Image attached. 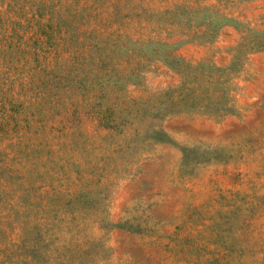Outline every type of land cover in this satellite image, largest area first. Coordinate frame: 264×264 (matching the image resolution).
I'll return each mask as SVG.
<instances>
[{
  "label": "rangeland",
  "instance_id": "obj_1",
  "mask_svg": "<svg viewBox=\"0 0 264 264\" xmlns=\"http://www.w3.org/2000/svg\"><path fill=\"white\" fill-rule=\"evenodd\" d=\"M29 251L264 264V0H0V264Z\"/></svg>",
  "mask_w": 264,
  "mask_h": 264
},
{
  "label": "trees",
  "instance_id": "obj_2",
  "mask_svg": "<svg viewBox=\"0 0 264 264\" xmlns=\"http://www.w3.org/2000/svg\"><path fill=\"white\" fill-rule=\"evenodd\" d=\"M25 255L27 258V261H25V264H34L38 259L36 252H33V251L26 252ZM67 262L68 261L60 260V264H67Z\"/></svg>",
  "mask_w": 264,
  "mask_h": 264
}]
</instances>
